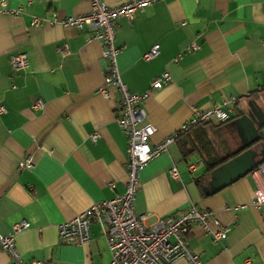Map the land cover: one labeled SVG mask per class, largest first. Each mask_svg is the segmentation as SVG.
I'll return each mask as SVG.
<instances>
[{
  "label": "crops",
  "instance_id": "0c3cea01",
  "mask_svg": "<svg viewBox=\"0 0 264 264\" xmlns=\"http://www.w3.org/2000/svg\"><path fill=\"white\" fill-rule=\"evenodd\" d=\"M4 1L22 12L0 13V234L10 233L17 221L26 223L13 236L25 264H108L107 235L97 221L91 220L90 239L82 245L63 244L57 229L125 187L126 137L115 122L117 95L109 89L105 98L98 90L101 45L85 28L31 24L33 17L52 13H86L90 5L86 0ZM102 1L115 6L125 0ZM192 41L197 48L185 51ZM114 43L121 81L132 93L148 92L141 106L143 122L154 129L150 146L175 131L192 108L234 99L227 121L178 135L139 169L134 212L149 225L192 204L209 212L210 230L228 228L225 238L215 241L199 226L190 227L187 244L202 264H264V204H251L250 173L205 195L202 157L210 154L215 167L222 164L236 149L233 121L247 99L264 107V0H157L129 20L119 17ZM63 45L67 53L61 55ZM153 45L157 55L143 60ZM17 50L27 54L24 71L9 65V54ZM163 72L169 80L149 89V81ZM36 100L41 107L33 106ZM183 142L195 147L186 150ZM26 161L28 166H18ZM171 166L177 178L169 175ZM200 178L207 179L199 184ZM0 264H12L2 249ZM170 264L189 263L177 258Z\"/></svg>",
  "mask_w": 264,
  "mask_h": 264
},
{
  "label": "built area",
  "instance_id": "2783aa9c",
  "mask_svg": "<svg viewBox=\"0 0 264 264\" xmlns=\"http://www.w3.org/2000/svg\"><path fill=\"white\" fill-rule=\"evenodd\" d=\"M90 8L88 12L59 16L52 13L49 17H33L32 25L40 23L58 24L62 27L71 26L75 29H87L91 37L99 40L101 45L100 63L103 73V83L98 89L100 94L107 98L111 89L117 95L118 107L115 122L126 137L127 159L124 164L126 180L124 191L107 200L98 201L77 213L71 219L58 224V238L63 244L82 245L89 241V225L92 219L97 221L107 235L110 251L108 264H170L177 258H185L189 264H202L196 253L192 252L187 244V234L190 227L199 226L205 233H210L215 241L223 240L228 228L218 226L215 230L208 228L209 212L189 205L183 210H176L146 225L144 215L136 214L132 200L138 188L137 174L146 163L167 150V146L180 134L188 131L195 125L206 123L222 124L229 117L228 104L234 99L223 101L203 109H191L189 117L179 127L162 138L161 141L150 146L147 143L154 129L149 123L143 122L144 110L141 103L148 92L137 94L130 92L120 79L116 62L117 48L115 46V23L119 17L131 19L136 11H142L146 6L157 0H125L115 6H107L102 0H86ZM21 7H7L4 0H0V13L8 16H18ZM197 48L192 41L185 47L189 52ZM61 55L67 53L65 45L59 48ZM158 53L157 45H153L141 56L148 60ZM176 61V59H174ZM9 65L13 71H24L28 66L25 51L17 50L9 54ZM166 72L152 78L149 89H159L169 80ZM34 107H41L36 100ZM225 107V108H223ZM0 112L4 108L0 106ZM94 140V137H92ZM29 162L19 163V167L28 166ZM192 166L189 165V168ZM171 177L177 178L174 166L168 169ZM252 182L251 204H264V161L249 172ZM24 221L12 224L11 232L0 234V249L5 251L12 264H25L14 247V233L25 228ZM35 264H41L36 262Z\"/></svg>",
  "mask_w": 264,
  "mask_h": 264
},
{
  "label": "water",
  "instance_id": "95a60500",
  "mask_svg": "<svg viewBox=\"0 0 264 264\" xmlns=\"http://www.w3.org/2000/svg\"><path fill=\"white\" fill-rule=\"evenodd\" d=\"M238 113L231 134L238 153L209 172L208 186L203 188L205 195L245 176L264 161V107L250 98Z\"/></svg>",
  "mask_w": 264,
  "mask_h": 264
},
{
  "label": "trees",
  "instance_id": "16d2710c",
  "mask_svg": "<svg viewBox=\"0 0 264 264\" xmlns=\"http://www.w3.org/2000/svg\"><path fill=\"white\" fill-rule=\"evenodd\" d=\"M206 124H210V123H206ZM206 124L195 125V126L191 127L189 130H191V129H193V128H196V127H197L199 130H202V127H203L204 125H206ZM212 125L218 126V125H221V124H212ZM198 129H197L196 131H198ZM189 130H188V131H189ZM188 131H186V132H188ZM186 132H184V133L186 134ZM182 134H183V133H182ZM199 136H200V134H199ZM182 145H183L184 149H186V150H193V148L195 147L193 144H190L189 142H183ZM237 153H238V152H237L236 150L233 151L231 154L227 155L226 158H224V159L221 160L220 162H225V161H227L229 158L233 157V156L236 155ZM202 157H203V158L205 159V161H206V171H205V172H206V175H207V178H208V176H209V172L215 167V164H217V163L211 162V161H212L211 159H214V158L211 157L210 154H207V155H205V156L202 155ZM209 157H210V158H209ZM209 159H210L211 161H210ZM207 178H205V179L200 178V180H197V181H198L199 184H201V183H203V181L205 182Z\"/></svg>",
  "mask_w": 264,
  "mask_h": 264
}]
</instances>
